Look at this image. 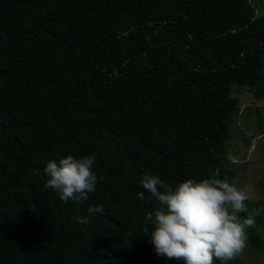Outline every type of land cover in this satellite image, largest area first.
<instances>
[{
    "label": "trees",
    "instance_id": "obj_1",
    "mask_svg": "<svg viewBox=\"0 0 264 264\" xmlns=\"http://www.w3.org/2000/svg\"><path fill=\"white\" fill-rule=\"evenodd\" d=\"M263 1L0 0V264H183L155 255L138 181L235 177L231 87L264 100ZM67 154L103 178L83 205L44 188Z\"/></svg>",
    "mask_w": 264,
    "mask_h": 264
},
{
    "label": "clouds",
    "instance_id": "obj_2",
    "mask_svg": "<svg viewBox=\"0 0 264 264\" xmlns=\"http://www.w3.org/2000/svg\"><path fill=\"white\" fill-rule=\"evenodd\" d=\"M94 165L92 154L49 160L42 169L44 188L64 203L83 205L103 179L97 177ZM138 183L144 191L137 192V197L155 202V210L145 214L143 231L158 257L183 264H215L217 260L228 264L246 248L248 229L256 226L252 214L240 216L248 212L249 195L222 178L218 168H210L204 178L185 179L175 186L147 172ZM103 212L102 205L87 208L89 217ZM74 219L76 223L90 222L85 216Z\"/></svg>",
    "mask_w": 264,
    "mask_h": 264
},
{
    "label": "rangeland",
    "instance_id": "obj_3",
    "mask_svg": "<svg viewBox=\"0 0 264 264\" xmlns=\"http://www.w3.org/2000/svg\"><path fill=\"white\" fill-rule=\"evenodd\" d=\"M256 12H264V1ZM231 97L238 103L236 115L227 122L232 138L226 148V169L235 172L229 181L249 195L246 214L254 216L261 235L259 248L247 239L238 258L243 264H264V100H256L244 86H232Z\"/></svg>",
    "mask_w": 264,
    "mask_h": 264
}]
</instances>
